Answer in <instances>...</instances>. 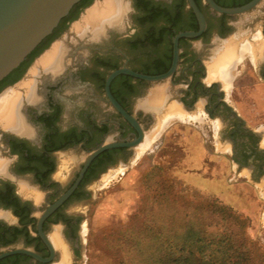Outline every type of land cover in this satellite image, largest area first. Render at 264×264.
<instances>
[{
	"label": "flooded vegetation",
	"instance_id": "af4514ba",
	"mask_svg": "<svg viewBox=\"0 0 264 264\" xmlns=\"http://www.w3.org/2000/svg\"><path fill=\"white\" fill-rule=\"evenodd\" d=\"M101 1L75 4L53 32L0 81V107L8 105L7 112L0 114V264L81 262L86 233L85 206L81 205L90 201L92 184L119 160L135 156L138 147L122 144L138 138L139 131L109 100L108 75L121 67L144 74L166 72L174 59V36L201 28L189 0H124L126 12L120 24L104 22L106 32L100 37L93 36L90 24L87 33L79 35L75 25ZM194 1L204 15L205 28L196 37L179 38L177 68L163 81L168 86L165 106L178 105L187 127L197 132L201 127L206 151L223 156L218 164H229L231 170L235 166L238 174L246 169L249 182L261 185L264 127L247 124L226 98L231 80L225 85L210 78L209 67L217 49L236 42L239 50L231 58L230 65L235 66L231 68H243L257 78L259 83L252 81L251 88L258 84L264 88V0L234 14L219 12L209 0ZM213 1L234 7L251 0ZM62 40L68 46L64 67H42L40 60ZM243 44L248 50L242 54ZM154 85L126 73L110 83L112 95L138 120L144 134L158 117L139 106V101ZM7 91H18L9 94L11 102L1 100L9 97ZM109 137L122 145L100 152L70 196L43 218L75 183L91 151Z\"/></svg>",
	"mask_w": 264,
	"mask_h": 264
},
{
	"label": "rangeland",
	"instance_id": "374dc122",
	"mask_svg": "<svg viewBox=\"0 0 264 264\" xmlns=\"http://www.w3.org/2000/svg\"><path fill=\"white\" fill-rule=\"evenodd\" d=\"M233 71L235 74V68ZM252 81L259 83L243 68L237 69L231 86L226 87V98L248 125L262 128L264 88L260 84L251 88ZM160 84L166 83H156ZM181 114L179 108L178 117L174 116L178 119L172 118L160 127L157 118L135 156L119 160L92 184L90 201L81 205L85 206L86 233L79 264H138L150 260L157 225H164L174 211L181 217L184 202L202 218L206 204L213 200L237 216L231 221L233 226L243 225L239 232L250 246L254 264H264V181L254 185L245 177L246 169L238 174L235 166L231 170L229 164H218L223 156L207 152L201 127L200 132L190 129L180 119ZM207 161L212 164L203 163Z\"/></svg>",
	"mask_w": 264,
	"mask_h": 264
},
{
	"label": "water",
	"instance_id": "95a60500",
	"mask_svg": "<svg viewBox=\"0 0 264 264\" xmlns=\"http://www.w3.org/2000/svg\"><path fill=\"white\" fill-rule=\"evenodd\" d=\"M81 0H0V81L3 80L11 71L17 68L25 58L51 34L62 18L67 16L73 6ZM194 12L200 20L201 28L198 31L180 32L173 38L174 59L172 66L166 72L160 74H144L134 71L127 67L113 70L107 77V94L111 103L120 111L123 116L137 128L139 137L122 143L128 146L139 145L143 142L145 134L138 120L128 113L121 104L115 99L110 91V83L115 76L120 73L130 74L154 83L169 80L175 72L179 61L178 42L181 36L196 37L205 28V18L194 0H189ZM212 7L224 13H244L255 7L261 0H251L248 3L234 7H223L209 0ZM100 144L93 149L85 161L80 175L75 183L64 192L44 213L43 218L50 214L60 204H62L75 190L80 182L89 163L103 150L122 145L110 140Z\"/></svg>",
	"mask_w": 264,
	"mask_h": 264
},
{
	"label": "trees",
	"instance_id": "16d2710c",
	"mask_svg": "<svg viewBox=\"0 0 264 264\" xmlns=\"http://www.w3.org/2000/svg\"><path fill=\"white\" fill-rule=\"evenodd\" d=\"M206 205L202 218L190 211L187 202L181 205V217L170 212L167 222L154 231L152 257L138 264H254L250 246L239 232L243 225L235 227L231 221L237 216L219 201Z\"/></svg>",
	"mask_w": 264,
	"mask_h": 264
},
{
	"label": "bare ground",
	"instance_id": "6f19581e",
	"mask_svg": "<svg viewBox=\"0 0 264 264\" xmlns=\"http://www.w3.org/2000/svg\"><path fill=\"white\" fill-rule=\"evenodd\" d=\"M125 10H126V7H125L124 0H103L101 2H98V4L95 7L90 9L86 13V15H84L83 19L78 24L75 25L74 30L79 35L84 36L88 30L87 26L92 24V28L90 27L89 30L92 31L93 36L100 37L102 33L106 32V29L103 28L104 26L102 27L103 23L109 22L112 24H117V23L120 24L124 18L123 15L126 12ZM236 46H237L236 42L233 43V42L229 41L225 44V47L223 49H217L216 50L215 55L213 57V63L209 67L210 78L216 77L218 79H223L225 83L230 81L231 76L234 75L233 74L234 68H231L234 65L231 66L230 61H231V58L234 54L235 55L238 54L237 52L239 50V49H236ZM67 49H68V46L64 42V40L57 42L54 45V47L52 48V50L45 57H43L42 60H40L41 66L45 67V68L50 66L53 69L61 67L64 63L63 62L65 60L64 59V56H65L64 53ZM246 50H248L247 46L243 45V47L241 49L242 54ZM63 67H64V65H63ZM56 74H57V72H56ZM27 92L29 93V91H27ZM167 92H168L167 84L156 85L147 97H145L139 101V106L143 107L146 110L152 111L153 113H155L157 115V117L160 119L158 122V123H160V125H158L159 127L162 126L163 123L174 118V116H176V113L179 112V106L176 104H171L169 107L165 106V102H166L167 95H168ZM15 93H18V91H7L6 94H8L9 97H6V98L4 97L1 100L2 101L10 100L9 102H11L12 96H10V95H13ZM8 104H10V103H8ZM4 106L6 107L8 105H6V103H5ZM5 107L4 108L0 107V114L1 115H4L7 112L8 107H7V109H5ZM11 112H12V110H11ZM176 117H178V115ZM17 118H20V117L17 116ZM158 126L155 128L154 131H156V129L159 128ZM150 136H152V135H150ZM148 138H150V137H148ZM151 138H153V137H151Z\"/></svg>",
	"mask_w": 264,
	"mask_h": 264
},
{
	"label": "crops",
	"instance_id": "0c3cea01",
	"mask_svg": "<svg viewBox=\"0 0 264 264\" xmlns=\"http://www.w3.org/2000/svg\"><path fill=\"white\" fill-rule=\"evenodd\" d=\"M243 45H244V44H243ZM243 45H242V47H243ZM245 46H247V45H245ZM234 67H235V66H234ZM236 73H237V69L235 68V74L233 73L234 75H233V76H231V79H230V80H231V82H232V80L234 79V77H235ZM220 80H221V79H220ZM222 81H223V80H222ZM223 83L226 85L228 82H227V83H225V82L223 81Z\"/></svg>",
	"mask_w": 264,
	"mask_h": 264
}]
</instances>
